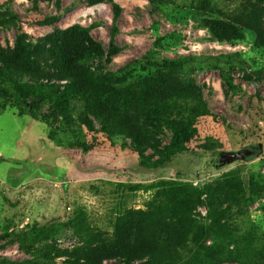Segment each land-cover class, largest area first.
Here are the masks:
<instances>
[{
  "label": "rangeland",
  "instance_id": "rangeland-1",
  "mask_svg": "<svg viewBox=\"0 0 264 264\" xmlns=\"http://www.w3.org/2000/svg\"><path fill=\"white\" fill-rule=\"evenodd\" d=\"M56 1L0 0V11L11 9L18 17L15 26H0L1 47L12 49L21 35L31 52L34 40L55 29L92 25L93 39L105 50L114 28V42L121 49L111 64L101 66L104 73H115L150 52L155 59L238 54L252 79L246 81L239 71L226 70L221 78L213 70L192 68L190 75L204 87L214 116L185 129H159L143 155L112 147L104 138L86 153L60 148L47 139L42 123L18 117L12 109L0 114V264L73 262L57 254L110 238L119 217L146 210L162 181L202 186L235 174L246 191L252 178L263 186L264 50L255 45L256 31L264 32L263 0H212L214 12L228 16L243 3L257 8L258 19L242 25L245 40L229 44L218 43L202 28L203 14L192 8L191 0H113L121 9L115 21L108 2L60 0L57 7ZM55 16V26L38 24ZM160 40L162 47L156 45ZM245 148L259 151L247 160L228 162L227 156ZM207 211L205 204L196 210L204 227ZM249 218L264 230V198L249 209ZM208 244L203 235L179 264H202Z\"/></svg>",
  "mask_w": 264,
  "mask_h": 264
},
{
  "label": "trees",
  "instance_id": "trees-1",
  "mask_svg": "<svg viewBox=\"0 0 264 264\" xmlns=\"http://www.w3.org/2000/svg\"><path fill=\"white\" fill-rule=\"evenodd\" d=\"M104 2L112 5L115 21L121 9L113 0L90 3ZM191 4L203 14L202 28L220 44L243 42L242 25L258 19L257 8L255 13L244 3L229 16L214 12L212 0ZM17 21L11 9L0 11V26H15ZM58 21L57 16L44 17L38 24L55 26ZM91 31L92 25L79 24L55 29L34 40L31 52L21 35L12 49L0 45V114L12 109L18 117L42 123L47 139L60 148L86 153L104 138L112 147L143 155L159 129H185L214 116L204 87L190 75L192 68L213 70L221 78L226 70L239 71L246 81L252 79L250 67L238 54L155 59L156 53L150 52L115 73H104L101 66L121 53L114 42L116 30L106 50ZM255 36V45L264 50V32L256 31ZM157 42L163 46L162 40ZM257 182L252 178L246 191L235 174L202 186L162 181L146 210L119 217L110 238L86 243L73 253L59 252L57 258L72 259L69 264H179L205 235L209 244L203 248L202 264H264V230L249 218V209L264 198V184L259 187ZM203 204L208 209L205 227L196 214Z\"/></svg>",
  "mask_w": 264,
  "mask_h": 264
},
{
  "label": "water",
  "instance_id": "water-1",
  "mask_svg": "<svg viewBox=\"0 0 264 264\" xmlns=\"http://www.w3.org/2000/svg\"><path fill=\"white\" fill-rule=\"evenodd\" d=\"M257 153L258 151L252 148H245L241 151L236 152L235 154L227 156V160L228 162L244 161V160L254 157Z\"/></svg>",
  "mask_w": 264,
  "mask_h": 264
}]
</instances>
